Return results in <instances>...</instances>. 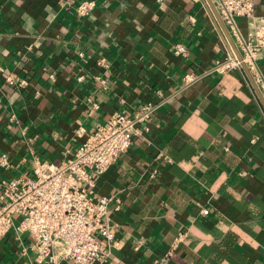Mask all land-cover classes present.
<instances>
[{"label":"crops","instance_id":"obj_1","mask_svg":"<svg viewBox=\"0 0 264 264\" xmlns=\"http://www.w3.org/2000/svg\"><path fill=\"white\" fill-rule=\"evenodd\" d=\"M80 1L0 0V181L31 174L32 157L64 161L111 115L148 107L95 177L92 198L114 196L118 245L92 264H264V106L242 67L213 70L229 46L206 0H93L78 16ZM259 20L264 0L234 17L241 54ZM250 73L264 98V46ZM28 244L11 226L0 264H45Z\"/></svg>","mask_w":264,"mask_h":264},{"label":"built area","instance_id":"obj_2","mask_svg":"<svg viewBox=\"0 0 264 264\" xmlns=\"http://www.w3.org/2000/svg\"><path fill=\"white\" fill-rule=\"evenodd\" d=\"M227 29L235 32V16L252 17L255 0H212ZM94 7L93 0H81L75 8L78 16L87 15ZM264 46V20L254 27L250 40L241 43L239 60L229 47L225 58L214 65L217 73L240 69L241 61L250 71L256 49ZM183 43L174 46V52L184 55ZM81 54V53H79ZM96 64L107 67L105 59ZM191 77V75H187ZM52 77V75H50ZM27 79L18 85L25 87ZM144 107L134 118L113 114L96 125L71 156L59 163L32 157L31 174H22L0 181V235L12 226L29 235V247L39 262L57 264L60 257L74 264H92L109 254L118 245L114 227L108 220L113 195L92 198L95 177L103 173L119 156L128 150L134 132V120L147 116ZM82 128L77 130L81 134ZM8 158L0 153V166H7ZM116 200V199H115ZM116 208L119 204L116 203ZM206 214L207 209H202ZM15 219L17 221H15ZM179 233L169 251L162 258L166 261L172 251L184 240ZM138 248V244L134 246Z\"/></svg>","mask_w":264,"mask_h":264},{"label":"water","instance_id":"obj_3","mask_svg":"<svg viewBox=\"0 0 264 264\" xmlns=\"http://www.w3.org/2000/svg\"><path fill=\"white\" fill-rule=\"evenodd\" d=\"M206 2H207V4H208V6L210 7V9H211V11H212V13H213L215 19L217 20V22H218V24H219V26H220V29L222 30V32H223V34H224L228 46L233 50V52L235 53L236 57H237L239 60H242V59H241V54H240V52L238 51L237 47L235 46V44H234V42H233V40H232V37H231V35H230V33H229V31H228L226 25L224 24L222 18L220 17V15H219V13H218L216 7H215V4L213 3L212 0H206ZM241 66H242V68L244 69V71L246 72V74H247V76H248V78H249L251 84H252L253 87H254L255 92L257 93V96L259 97L261 103H262L263 106H264V98H263V95L261 94V92H260L258 86L256 85V83H255V81H254V79H253V77H252V75H251L249 69L247 68V66L245 65V63H244L243 61H241Z\"/></svg>","mask_w":264,"mask_h":264}]
</instances>
